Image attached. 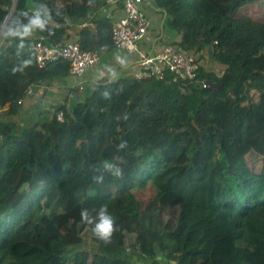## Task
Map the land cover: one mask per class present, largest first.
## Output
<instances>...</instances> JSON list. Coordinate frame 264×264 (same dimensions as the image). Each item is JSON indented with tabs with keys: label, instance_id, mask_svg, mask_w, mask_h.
I'll use <instances>...</instances> for the list:
<instances>
[{
	"label": "trees",
	"instance_id": "1",
	"mask_svg": "<svg viewBox=\"0 0 264 264\" xmlns=\"http://www.w3.org/2000/svg\"><path fill=\"white\" fill-rule=\"evenodd\" d=\"M252 1L153 0L170 43L196 55V81L113 76L21 123L32 88L69 76L64 59L39 66L30 42L110 50L111 19L105 0H0V264H138L132 251L143 264H264V20L241 9ZM41 6L43 31L5 35ZM101 206L115 218L107 244L80 216ZM85 228L94 252L74 248Z\"/></svg>",
	"mask_w": 264,
	"mask_h": 264
},
{
	"label": "built area",
	"instance_id": "2",
	"mask_svg": "<svg viewBox=\"0 0 264 264\" xmlns=\"http://www.w3.org/2000/svg\"><path fill=\"white\" fill-rule=\"evenodd\" d=\"M144 1L105 0L102 7V11L111 19L113 46L135 58L138 70L132 77L154 76L161 79L166 73H170L172 81H196L199 63L192 51L180 50L173 43H165L157 49L143 46V40L151 28L149 18L141 7ZM118 12L120 14L115 15ZM30 49L39 66L58 59L66 60L69 64V75L78 79H82L87 68L94 65L99 58V53L95 50L80 49L76 40L49 44L41 37H36L30 42ZM200 83L203 87L209 86L205 80H200ZM79 84V89H82V83ZM63 117L61 111L56 113L58 120L62 121Z\"/></svg>",
	"mask_w": 264,
	"mask_h": 264
},
{
	"label": "crops",
	"instance_id": "3",
	"mask_svg": "<svg viewBox=\"0 0 264 264\" xmlns=\"http://www.w3.org/2000/svg\"><path fill=\"white\" fill-rule=\"evenodd\" d=\"M152 2L153 1L145 0L141 4L143 12L149 18V21L151 23V28L148 34L146 35L145 39L143 40V46L150 47L152 49H157L165 43H170L172 39L171 37L167 36L163 31V15L161 14V12H159V10L156 7L153 6ZM119 14L120 13L118 12L115 15H119ZM107 51H109V53L113 51L116 52L115 59H113L114 65H110V66L95 65L92 68L90 66L89 68L91 69L87 68L82 79H78L69 75L65 78L56 79L51 84L36 86L32 88L28 93L31 95L30 97H32L31 104L39 100H41L44 104L51 103L52 96L57 93L59 96L60 93L63 94L62 91H64V93H68L69 91L78 92V93L80 92L79 98H82L84 91L83 88L85 87V84L98 82L102 79L111 78L113 76H132V74L138 70V66L135 63L136 62L135 58L131 54H127L125 51L116 48ZM113 66L114 69L112 70L111 67ZM80 82L82 83L83 86L81 90L79 89ZM72 101L73 99H70L69 96L61 103L69 104ZM24 102H25V98L23 99V104ZM39 113L40 112H38V114Z\"/></svg>",
	"mask_w": 264,
	"mask_h": 264
},
{
	"label": "rangeland",
	"instance_id": "4",
	"mask_svg": "<svg viewBox=\"0 0 264 264\" xmlns=\"http://www.w3.org/2000/svg\"><path fill=\"white\" fill-rule=\"evenodd\" d=\"M242 11L244 13H247L251 16H253L255 19L263 21L264 20V0H255L252 2H247L246 4L242 5L241 7ZM116 56V52H110L107 50L101 51L99 52V59L98 61L91 66V68L93 66H110V65H114L113 63V59H115ZM206 63L205 66L207 67V69L211 68V69H216L217 72L221 71V68L218 67L217 65L213 64L209 59L207 60V57L204 56ZM89 68V69H91ZM112 70L114 69V66L111 67ZM110 68V69H111ZM81 90V89H80ZM62 93H60V95L58 96V93L52 96L51 99V103H43L41 100L39 101H35L33 104L32 103V97H30V94H27L25 97V102L23 104V109L20 111V113L16 116L17 121L21 122V123H25L28 120H30L31 118H33V116L37 115L38 112L41 111H45L48 110L52 111L54 108H56V106H58L63 100L67 99V97L70 96V99H78L80 96V92H71L69 91L68 93H64V91H62ZM43 94V92H42ZM41 94V95H42ZM71 94V95H70ZM42 97V96H41ZM40 97V98H41ZM6 107L0 108V115L3 114L5 112ZM57 198V193L56 192H52V193H48L45 194V196L41 199L42 204H50V206L54 205L55 200ZM132 235H127L126 236V241L127 244L128 242L132 241ZM127 247H129L127 245ZM75 249H85L89 252H94L97 248V244L93 241L91 233L89 231L88 228H85L82 232V242L79 245L74 246ZM158 252V251H157ZM125 253H131V249L126 250L125 249ZM132 255L131 258L132 260H134L136 263L138 264H143L144 260H142L141 256L138 255L137 252H133L130 254ZM158 260L160 262V264H166V261L164 259H162L161 257H158Z\"/></svg>",
	"mask_w": 264,
	"mask_h": 264
},
{
	"label": "clouds",
	"instance_id": "5",
	"mask_svg": "<svg viewBox=\"0 0 264 264\" xmlns=\"http://www.w3.org/2000/svg\"><path fill=\"white\" fill-rule=\"evenodd\" d=\"M40 8H37L32 15H29L28 12L22 11L17 16H13L10 19H7L4 22V26L6 27L5 35L8 37H19L21 41L29 35L32 34L34 30L45 29L46 24L51 20V16L47 9L43 10V14ZM20 16H23L27 19V23H24ZM23 45L21 44V47ZM126 142H122L119 147H125ZM103 169L105 172H108L116 177H122L123 171L122 169L108 161H105L103 164ZM97 183L104 182V175L101 174L99 176L94 177ZM81 220L88 224L93 225L92 231L94 235L103 241L104 243H111L113 233L116 231L115 227V218L111 215L107 209V207L101 206L98 211H96L95 216L90 214L88 209H82Z\"/></svg>",
	"mask_w": 264,
	"mask_h": 264
},
{
	"label": "water",
	"instance_id": "6",
	"mask_svg": "<svg viewBox=\"0 0 264 264\" xmlns=\"http://www.w3.org/2000/svg\"><path fill=\"white\" fill-rule=\"evenodd\" d=\"M15 1V0H14ZM2 31V30H1ZM1 33V32H0Z\"/></svg>",
	"mask_w": 264,
	"mask_h": 264
}]
</instances>
